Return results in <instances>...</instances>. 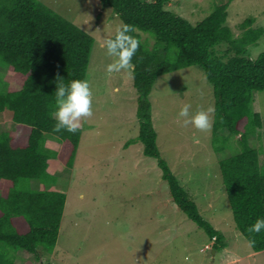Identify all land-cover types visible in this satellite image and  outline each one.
Returning a JSON list of instances; mask_svg holds the SVG:
<instances>
[{
	"label": "trees",
	"instance_id": "1",
	"mask_svg": "<svg viewBox=\"0 0 264 264\" xmlns=\"http://www.w3.org/2000/svg\"><path fill=\"white\" fill-rule=\"evenodd\" d=\"M171 1L99 0L102 8L140 30L134 34L141 43L132 60L138 134L124 146L142 145L143 156L156 161L177 210L208 240L215 238L213 250L224 247V235L200 216L161 158L152 125L149 95L158 77L198 67L212 87L211 148L215 153L232 151L218 164L235 228L246 240L256 241L252 252H262L264 230L254 234L247 229L264 218V163L250 144L263 126L261 114L253 110V93L264 92V52L250 59L246 51L263 30L252 28L254 19H246L235 38L225 25L233 0H222L196 24L165 9ZM221 44L223 49L217 47ZM92 45L90 35L37 0H0V67L18 85L0 91V119L13 124L0 132V264H16L18 252L39 261L54 250L66 196L55 189L47 161L56 158L71 168L81 131L53 132L51 112L58 84L85 79ZM48 137L60 143L58 152L44 147Z\"/></svg>",
	"mask_w": 264,
	"mask_h": 264
},
{
	"label": "rangeland",
	"instance_id": "2",
	"mask_svg": "<svg viewBox=\"0 0 264 264\" xmlns=\"http://www.w3.org/2000/svg\"><path fill=\"white\" fill-rule=\"evenodd\" d=\"M37 1L93 38L85 74L93 91V116L82 122L71 168L56 158L47 161L55 189L66 196L53 252L39 261L18 252L15 263L264 264V251L252 252L236 230L223 187L218 162L232 151L215 153L211 131L185 127L178 117L184 104H190L192 112L213 107L212 87L203 72L192 66L158 77L149 101L161 158L200 216L225 237L224 247L217 251L213 246L204 249L211 240L177 210L156 161L143 156L142 145L124 146L138 134L137 96L125 73L107 71L112 58L106 55L102 39L114 34L119 18L102 8L99 0ZM221 1L172 0L165 9L196 24ZM226 12L225 25L235 38L246 19H254L252 28L263 30L256 45L246 51V57L255 59L264 52V0H233ZM17 88L12 73L0 67V91ZM253 101L263 126L250 137V144L264 163V92L253 93ZM11 129L10 121L0 119V132ZM44 147L58 152L60 143L48 137Z\"/></svg>",
	"mask_w": 264,
	"mask_h": 264
},
{
	"label": "clouds",
	"instance_id": "3",
	"mask_svg": "<svg viewBox=\"0 0 264 264\" xmlns=\"http://www.w3.org/2000/svg\"><path fill=\"white\" fill-rule=\"evenodd\" d=\"M99 31V30H96ZM139 28L126 24L122 20L117 25L114 34L103 39V48L107 56L112 58V63L107 65L109 73H125L129 80L134 79L135 65L132 63L141 41L134 35L139 33ZM63 80V79H58ZM190 104H184L178 113L183 126L191 125L201 132H210L214 122L215 108L191 111ZM56 123L53 132L67 131L75 134L82 128V122L93 116V91L87 79L70 81L67 85L60 83L56 86L54 111L51 112ZM264 230V218H258L247 229L249 233L259 234ZM254 239H247L249 249L255 247Z\"/></svg>",
	"mask_w": 264,
	"mask_h": 264
},
{
	"label": "built area",
	"instance_id": "4",
	"mask_svg": "<svg viewBox=\"0 0 264 264\" xmlns=\"http://www.w3.org/2000/svg\"><path fill=\"white\" fill-rule=\"evenodd\" d=\"M214 239H215V238H213V239L209 242V243H210L209 245L204 246V249H208V248L212 247V245H213V243H214ZM204 249H203V250H204Z\"/></svg>",
	"mask_w": 264,
	"mask_h": 264
},
{
	"label": "crops",
	"instance_id": "5",
	"mask_svg": "<svg viewBox=\"0 0 264 264\" xmlns=\"http://www.w3.org/2000/svg\"><path fill=\"white\" fill-rule=\"evenodd\" d=\"M49 161H51V160H49ZM48 166H49V164H48ZM47 170H48V167H47ZM49 172V171H48ZM216 253V252H215Z\"/></svg>",
	"mask_w": 264,
	"mask_h": 264
}]
</instances>
